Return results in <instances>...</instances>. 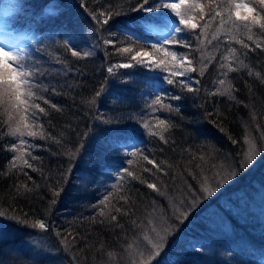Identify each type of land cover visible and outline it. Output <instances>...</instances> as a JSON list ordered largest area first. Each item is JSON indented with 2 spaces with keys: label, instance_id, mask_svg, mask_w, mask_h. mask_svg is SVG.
<instances>
[{
  "label": "trees",
  "instance_id": "16d2710c",
  "mask_svg": "<svg viewBox=\"0 0 264 264\" xmlns=\"http://www.w3.org/2000/svg\"><path fill=\"white\" fill-rule=\"evenodd\" d=\"M10 1L15 7L0 22L7 29L24 33L29 66L39 67L42 76L37 77L40 83L33 88L35 96L28 105L17 107L14 98L0 88V213L5 214L0 217V264H136L133 253L139 238H148L160 229L150 235L156 238L151 239L155 244L167 229L179 224L174 207L184 200L189 185L198 190L199 181L207 179L211 184L217 173L224 175L229 165L236 168L253 154L254 164L204 200L203 210L198 209L180 225L178 233L167 237L164 252L151 264H264V29L236 21L231 13L237 0H190L201 4L203 12L193 10L198 28L188 36L190 48L174 49L178 56L186 55L191 60L179 71L194 69L186 75L195 79L189 84L192 91L179 84L169 88L171 95L182 97L170 101L179 105V111L161 109L153 115L148 107L157 92L154 77L157 72L160 75L159 70L153 73L140 66L119 69L120 73H133L135 83L107 81V91L96 107L105 116L138 114L137 121L112 125L137 130L136 138L125 149H139L133 158L102 142L109 126L94 121V109L90 110L88 103L106 82V67L127 62V57L116 55L112 47L105 55L102 45L107 34L90 27L89 13L108 6L124 7L130 0ZM244 1L255 7L254 15L264 17V6L258 0ZM49 3L60 14L33 23L37 18L33 13H41ZM17 15L25 19V27L13 26ZM64 26L72 30L78 48L86 50L85 45L100 37L101 50L90 58L73 57L65 46L68 37L57 31ZM137 36L151 43L140 33ZM146 50L175 67L177 61L163 52ZM117 97L119 102L114 106ZM36 103L47 115L39 114L33 121L24 108L31 111L30 105ZM53 104L60 110L51 107ZM21 116L26 118L21 121ZM147 119L150 125L157 119L170 125L166 131L154 129L165 140L145 134L142 122ZM24 124L29 128L24 129ZM94 124V136L87 139L83 153L74 159L72 154ZM16 127L25 133L23 153L11 150L21 136L10 135ZM29 130L42 131L44 138L28 137ZM138 142L140 146H135ZM141 152L153 163L144 160ZM128 159L133 161L131 165ZM120 165L132 171L135 178L125 176L123 187L113 189L106 206L101 205L99 201L107 194L102 185L97 186L105 180L103 169ZM148 183L155 189L148 188ZM56 191L60 196L53 207ZM225 202L233 206L232 212L223 213L228 227H209L208 220H216L213 213L226 207ZM241 204L244 211L237 214L235 206ZM116 207L122 211L117 213ZM14 216L20 221L9 218ZM36 219L46 220L47 231L26 226ZM62 239L66 243L62 244ZM193 240L203 244L207 252L190 250L187 244Z\"/></svg>",
  "mask_w": 264,
  "mask_h": 264
},
{
  "label": "snow or ice",
  "instance_id": "6c2138e0",
  "mask_svg": "<svg viewBox=\"0 0 264 264\" xmlns=\"http://www.w3.org/2000/svg\"><path fill=\"white\" fill-rule=\"evenodd\" d=\"M258 3L261 6H264V0H258ZM81 7H86V5L81 4ZM220 7V5H216ZM235 11L231 13L235 17L236 21H245L250 22L253 25H259L264 29V17H259L254 15L256 12L255 7H249L248 4L237 0L234 3ZM194 9H200L203 12V6L201 4L190 3V0H130L124 7L114 8L113 6H108L101 9L100 11H92L90 15V27H95L101 34H107L103 38V50L105 55H108L107 48L112 47L115 49V54L121 57H127V62H117L114 64H109L106 67V72L108 77L106 82L101 85L100 89L95 92V96L90 100L89 106L90 110L94 109V121L99 124L108 125L104 131V136L102 137V142L107 146L111 147L116 152H121L125 157H133L137 155L139 149L125 150L128 148L129 143L134 140L137 136V130L131 127H113L112 125H121L125 121H137V115L134 113H128L127 115H112L105 116L96 105L99 104L100 98L107 91V81L111 79H116L122 84L135 83L133 73H120L119 69H133L137 66H140L149 72L155 73L157 70L160 72H165L167 75L160 77L155 76V79L161 80L162 83H166L169 86L179 84L181 88H187L188 91L193 89L189 87L188 79L178 80L177 77H186L187 72L193 71L194 69H185V71H178L175 68H170L169 64L164 59H157L152 51L146 49H151L155 53H164L165 57H171L173 61H178L179 64L176 66L184 64L187 62L191 64V60L185 56H178L174 50L176 47H189L190 43L188 36L190 33L194 32L198 28V23L196 22L197 17L193 15ZM59 10L52 5L51 3L46 4L45 7L41 10V13H33L34 17L33 23H40L44 17L55 18L59 15ZM217 16L223 17L221 12H216ZM200 19L203 20V15L200 16ZM13 26L16 27H25L26 21L22 16H15L13 18ZM58 32L63 33V35L68 38L65 40V46L71 52L73 57L77 58H90L95 55L96 52L101 50L100 37H97L94 42H90L85 45V49H80L72 40V30L67 27L57 28ZM137 33L140 35L152 34L157 36V39L154 42L148 43L141 41L137 36ZM123 37V40H121ZM251 39V37H249ZM245 48L249 47L247 44L244 45ZM261 47V45H257ZM231 70V69H230ZM38 76H42V73L39 67H30L29 62L25 56L23 48H6L0 47V88H4L7 94L10 97H13L17 102L16 106L28 105L29 101L35 96L33 88L40 83L37 79ZM221 84L224 83L223 80L220 81ZM55 91V88H53ZM154 98L151 100V103L148 105L151 113L155 115L161 109H166L169 112L179 111V105H173L170 101H180L182 97L180 95H171L169 89L161 87L158 92L153 93ZM22 97H24L22 99ZM37 99H43L45 104H49L50 101L44 97H36ZM169 101L166 103L165 101ZM119 102V97L114 101L115 103ZM31 111L29 108H24V111L27 115H30L33 121L39 119V114L47 115V112L43 107H40L38 103L31 104ZM53 108H57L56 105H51ZM59 111L60 109L57 108ZM26 117L21 116L20 119L23 121ZM24 129H28L29 125L24 124ZM38 129L42 128L41 125H36ZM142 127L147 130L148 135L150 136H159L161 140H165V137L161 132H157L154 129L159 127L162 131H166L170 125L166 123L164 119H157L155 125H150L147 121L142 122ZM96 125L89 127L88 131L84 134V142L79 145L76 149V152L72 154L73 158H78L84 151L85 144L87 139L93 137L95 134ZM17 133H20L21 136L25 135L21 131L20 127H16L10 130V135L15 136ZM26 135L28 137L40 136L41 139L44 138L42 131H27ZM231 139V137H230ZM166 142V141H165ZM235 139L232 140V143H236ZM23 144L24 141L22 140ZM11 150H16V145L11 146ZM143 155V153H140ZM35 159V157H32ZM143 159L147 160L149 164H152L153 161L149 159L147 155H143ZM256 154L247 157L244 162L234 168L232 165H229V170L224 174L220 175L217 173L213 177V183H209L207 179L204 181H199V189H194L191 185L188 186V192L183 201H181L179 207H174L173 215L176 220L179 221V224L175 227L167 229L165 236L161 237L160 240L152 245L153 250L149 253L150 260L148 264H151V260H155L157 257H160L165 250V245L167 243V237L173 235L174 233L179 232L180 225H183L185 221L189 219L190 216L195 214L197 210L201 209L203 201L213 197L216 193L228 184L231 180H234L241 172L246 171L250 166L255 162ZM132 160L128 159L127 163L132 164ZM25 165L31 167L28 164V161H24ZM14 166V165H13ZM159 169L158 165H154ZM35 170V169H33ZM120 172L126 174L127 177L135 178L134 173L129 171L127 168H122ZM147 171V169H145ZM87 180V178H86ZM124 177H119V187H123ZM87 187V184H85ZM147 187L150 189H155V185L148 183ZM112 189H117L118 184L113 183L111 185ZM62 191V190H61ZM112 195L111 191H108L104 195L103 199L99 201L101 205H105V202L109 200V197ZM60 196V191L54 192V199L52 205L58 202ZM126 200V197H122ZM226 207L221 208L218 212L213 213L216 216V220H208L209 227H219L226 229L228 225L225 223V216L223 213H228L233 211V206L229 205V202H225ZM106 206V205H105ZM95 207V206H94ZM206 207V206H205ZM244 204L235 206V211L237 214H240L244 211ZM115 211L120 213L122 210L120 207H116ZM105 213L101 211L100 215ZM127 214V213H125ZM5 216L4 213H0V217ZM10 219L20 221L19 217H9ZM112 220H116L117 217L113 215ZM26 223V222H24ZM34 229H39L42 231H47L48 224L45 219H36L34 223L26 224ZM61 243L64 244L66 241L61 240ZM152 243V241H149ZM187 247L192 251L197 252H207V249L203 244H200L197 241H189ZM231 252V250H228Z\"/></svg>",
  "mask_w": 264,
  "mask_h": 264
},
{
  "label": "rangeland",
  "instance_id": "374dc122",
  "mask_svg": "<svg viewBox=\"0 0 264 264\" xmlns=\"http://www.w3.org/2000/svg\"><path fill=\"white\" fill-rule=\"evenodd\" d=\"M245 4H248L249 7H251L249 5V3H246L244 0L241 1ZM12 9V4L11 1H3L0 5V13L3 15L8 14ZM21 39V35L20 37H18L17 35L10 33L8 31H5L4 29L1 28L0 26V47H6V48H21L22 43L21 41L19 42L17 39ZM76 43V42H74ZM182 57V56H181ZM179 64V62H175V67H170V68H175L176 70L179 71V68H183V65H179V67L177 68L176 66ZM185 69H187V67H185ZM189 76L186 75V77H181L180 80H184V79H188V81H190V78H188ZM151 111V110H150ZM147 122L149 123L148 119ZM145 134H147V130L145 129ZM24 141V143L22 144L21 141ZM145 143V141L143 142V144ZM139 144V143H137ZM135 146H140V145H135ZM16 150H18L19 153H23L25 150V139H23L22 136H20V139L17 140L16 143ZM133 151H135L134 149H131ZM263 150V148L260 147L259 152H261ZM134 157V156H133ZM132 157V158H133ZM128 158V157H127ZM123 165L119 166V167H115V168H104L103 171L105 172V176L102 179H105L103 181V183L97 182V186L99 187L100 185H102V188L104 189L105 193H108V191H112L113 189L111 188V185L113 183L118 184L119 186V177L123 176L125 178L126 174L120 172L119 170L122 169ZM93 186H91L92 188ZM254 210H256V208H254ZM261 210H264V206L262 207ZM160 229L154 231V233L151 231L147 232L146 236H148L150 233V235H153L156 233H159ZM57 235V234H55ZM149 237L146 238L145 236L139 238V240L137 241V246H136V251L133 253V257H136V264H144L146 263V261L150 258L149 253L153 250L152 245L153 243H149V241H151V239L154 241L156 238L154 237Z\"/></svg>",
  "mask_w": 264,
  "mask_h": 264
}]
</instances>
